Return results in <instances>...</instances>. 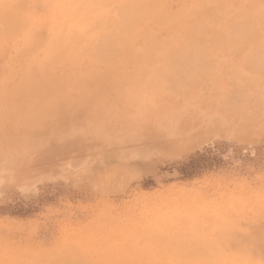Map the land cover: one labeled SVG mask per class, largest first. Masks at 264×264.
<instances>
[{
    "label": "rangeland",
    "instance_id": "374dc122",
    "mask_svg": "<svg viewBox=\"0 0 264 264\" xmlns=\"http://www.w3.org/2000/svg\"><path fill=\"white\" fill-rule=\"evenodd\" d=\"M95 1L0 0V264H264V0Z\"/></svg>",
    "mask_w": 264,
    "mask_h": 264
},
{
    "label": "bare ground",
    "instance_id": "6f19581e",
    "mask_svg": "<svg viewBox=\"0 0 264 264\" xmlns=\"http://www.w3.org/2000/svg\"><path fill=\"white\" fill-rule=\"evenodd\" d=\"M117 1H121V0H117ZM126 3H124V7H122L121 8V11L119 12L120 13V15H119V13H118V15L119 16H116L115 15V17H117L116 18V20H115V24H117L118 26H119V28L120 29H123V28H130V27H125V25H129V23L131 24V26H133L132 24L133 23H135L136 21H137V23L139 24L140 23V21L141 20H139V19H141L142 17L143 18H145V17H147V16H144L143 14H142V12L144 11V6L146 5V4H151V5H153V4H155L156 2V0H124ZM95 2H97V4L98 5H100V6H103V5H105V3L104 2H106V3H108V2H110V0H96ZM103 10V8H100L99 10H97V11H100V13H103V12H101ZM117 10H119L118 9V7H117ZM120 16H121V18H120ZM6 17V16H5ZM5 17H4V19H5ZM18 17V16H17ZM142 18V19H143ZM15 19V18H14ZM105 20H108V21H110V18L109 19H101V18H98L97 19V22L99 23V24H101V22H104L105 23ZM139 20V21H138ZM84 21H87V22H89V20L88 19H86V20H84ZM81 22V21H80ZM94 23H96V21H94ZM115 24H114V26H115ZM162 24H163V28H162V31H161V35H160V37H161V39H165L166 37H167V35H168V29H171L172 27H171V24H170V26H168L167 24H166V22L163 20V22H162ZM92 26V25H91ZM197 26V25H196ZM197 29V28H196ZM235 31H236V25L234 24V29L230 32V33H226V43L229 45V47H230V45L231 46H235V44H238L239 42H237V40H236V42H233V39H237L238 37H239V34H237V33H235ZM180 33L182 34L180 37H181V39L180 40H173L174 42H170V39L168 38L167 40H166V42H165V44L167 45V47H168V50H165V51H168L167 53H165V54H163V53H160V56H162V59H161V61H162V65L163 66H156V70L158 71V72H160L162 75H163V77L165 76L166 78H165V80L167 79V78H170L171 80H173V79H175V77L174 76H176V77H178V75H179V77L178 78H180V77H182L183 76V74H184V72H185V76H188V75H191L192 73L194 74V75H196V71L198 72V71H201V70H198L197 68H196V66L198 67V65L199 66H201L200 65V63H198V59H200L199 57H200V54H198V53H194V52H191V53H188L187 51L188 50H191V49H196V50H199L200 48H201V46L203 47L204 45H207L206 47H209V45H210V47H211V45H212V42H211V44L209 43V44H207V40L205 41H201V40H196L194 37H196V36H194V33H192V32H181L180 31ZM222 34H224L223 32H222ZM96 35V34H95ZM102 35H104V33L102 34ZM86 36V33H83V31H80V33H75V35L73 34L72 35V37L74 38V43H77V42H80V41H83V39H84V37ZM104 36H107V35H104ZM27 38H29V36L27 37ZM91 38H93V37H91ZM90 38V39H91ZM101 39V40H100ZM211 40V39H210ZM210 40H208L209 42H210ZM110 41H111V39H110ZM200 41L203 43V42H206L204 45L202 44V43H200ZM72 42V41H71ZM116 43V42H115ZM118 44H119V46H117L115 49H113V51H116L118 48L120 49V48H122V46H121V43H120V41H118L117 42ZM76 45V44H75ZM89 45H92V43H90ZM96 47H95V49L97 50L96 52H98V54H99V56H97L99 59H101L102 61L103 60H111L112 58H113V54L112 53H109L108 51H106L105 53H107V55H104L103 54V50L105 49V47L106 46H108L109 45V42L108 41H106L105 39H104V37L102 36H100V38H99V42L98 43H96V44H94ZM173 46H176V48L180 51L179 53H171V54H168L169 53V50L170 49H172L173 48ZM205 47V46H204ZM238 48H240V47H242V46H237ZM245 47V46H244ZM247 48V47H246ZM109 51H110V49H109ZM192 51V50H191ZM97 54V53H96ZM95 55V54H94ZM116 56V55H115ZM147 58H149V60H150V56H147ZM264 58V57H263ZM160 59V58H159ZM192 63H193V65L195 66L197 63V65L194 67L193 65H192ZM195 63V64H194ZM261 63H259V65H260ZM189 65V66H188ZM258 65V66H259ZM189 67L190 69H188V68H186V67ZM260 66H262V64L260 65ZM162 67H164V68H162ZM194 67V68H193ZM183 68V69H182ZM186 68V69H185ZM193 69V71H191ZM196 70V71H195ZM206 70V69H205ZM157 71L155 72V73H157ZM209 72V71H208ZM152 73H153V71H152ZM179 73H181V74H179ZM186 73H188V74H186ZM142 74L143 75H146L145 73H143L142 72ZM147 74H149V72H147ZM209 74H210V72H209ZM181 75V76H180ZM238 75V74H237ZM147 76V75H146ZM192 76V75H191ZM202 76V75H201ZM174 77V78H173ZM193 77V76H192ZM173 78V79H172ZM186 78H190L189 76L188 77H186ZM185 78V80L186 81H188V82H190V83H192V81H190V79H186ZM182 79V78H181ZM180 79V80H181ZM184 79V78H183ZM168 80V79H167ZM171 80H169V82L171 81ZM178 80V79H177ZM180 80H179V83H181L180 82ZM246 80V79H245ZM244 80V81H245ZM174 81V80H173ZM185 81V82H186ZM244 81H243V83H244ZM184 82V85L186 84ZM175 82H173L172 84H174ZM183 83V82H182ZM230 83H232V81L230 82ZM245 83H246V81H245ZM235 85V84H234ZM233 85V86H234ZM247 85H248V87L249 86H251L250 85V83L248 84L247 83ZM190 86V85H189ZM236 86V85H235ZM238 87V86H237ZM241 88H238L239 90H245V86L243 87V86H240ZM243 87V88H242ZM175 88V87H174ZM231 88V87H230ZM233 88V87H232ZM175 89H177V87L175 88ZM234 89H237L236 87L235 88H233V90L232 89H230V91H234ZM243 90V92H245L246 93V96L248 95V93H247V91H244ZM236 91V90H235ZM238 91V90H237ZM243 92H240L241 93V95L243 96ZM229 93V92H228ZM243 93V94H242ZM232 94V93H231ZM238 95H240L239 93H237ZM230 95V94H229ZM237 95V96H238ZM237 96H235V97H237ZM227 97V96H226ZM243 97H245V96H243ZM240 98V97H239ZM248 99V98H247ZM240 100H241V98H240ZM245 101L246 100H244V103H245ZM248 101H249V99H248Z\"/></svg>",
    "mask_w": 264,
    "mask_h": 264
}]
</instances>
